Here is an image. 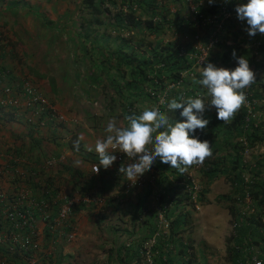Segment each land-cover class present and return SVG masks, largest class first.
Listing matches in <instances>:
<instances>
[{
    "label": "trees",
    "instance_id": "1",
    "mask_svg": "<svg viewBox=\"0 0 264 264\" xmlns=\"http://www.w3.org/2000/svg\"><path fill=\"white\" fill-rule=\"evenodd\" d=\"M120 1L122 5L127 4V10L124 12H122V10L117 11L111 19H107L109 22L105 23L104 21L98 20V18L106 11H109V5L112 6V8H116V0H81L80 8L78 9L80 22L77 23L73 21V25H78V27L80 26L82 29H85L86 33L76 36L72 42L82 39L83 41L93 43L89 44L90 49H86V47H84L85 44L81 47L75 44L71 51L75 55L72 57V60H75V64L86 65L88 69L92 67V70L88 71V77L84 76L83 79V77L80 78V74L76 75V79L82 81V83L83 81L85 82L81 87L75 89V93L79 92L78 94L80 95L76 94V96L80 98H89L88 96L95 94L96 97H100L106 101L105 108L110 110L113 106L112 103H115L116 106L122 108L123 112L120 116L124 119L130 114H139L145 108L153 107L158 103L161 97H164L167 103L168 100L181 95L193 97L196 95L195 93H199L202 96L205 90L202 89L200 85L194 83V80L201 78L199 73L195 70L196 66L193 65L196 60L190 57L199 55V51L195 48L196 41L194 39L193 43H191V41L188 44L186 41L183 42V37L186 35H194L195 37V35L198 34L199 40L206 43L207 36H210L216 29L213 23H206L205 25H202L200 21H198V25L191 23V12H189V8L191 5L196 6L197 10L201 12L204 17L211 18L217 16L218 18L216 20L219 22L223 18L221 15L223 11L227 13H236L235 7L237 3L246 2V0H215L213 4L204 7L202 4L200 5L202 0ZM131 3L138 6L141 11L145 13L147 17L144 20L134 15ZM167 5L176 9L174 15L171 13L170 8L168 10L166 7ZM82 11L84 12L80 15L79 12ZM185 11L186 13H184ZM85 13L86 15H84ZM102 23L113 26L112 29H118L119 32L122 30H129L132 33L135 32L140 35L123 36L120 33L110 35L106 33ZM225 25L227 29L233 28L230 21ZM93 26H97L101 32L94 35L93 29L91 30ZM236 28V31L239 30V27ZM75 31L76 30H72L71 32ZM236 31L233 30L229 32L234 35ZM1 35H3L2 31H0V36ZM235 36L237 37V35ZM149 37H157L158 39H155L156 42L153 43L152 40H149ZM254 37L256 38V36ZM81 42L82 41H80V43ZM242 42L247 44L245 39H243ZM262 44V47H258L257 53L261 54L263 60L257 68L264 70V39ZM219 45H222L221 41ZM7 46L10 47V50L7 51L4 58L14 54L12 43L8 42ZM239 48L237 44L233 46L225 44L220 48L218 56L223 59L226 66L225 68L233 69L237 66L235 63L234 65L230 63L231 61H235L232 52L237 49V56L246 57L249 60L251 70L253 71L256 69L255 62L253 61L255 52H253L249 46H246L245 50ZM212 52L213 51H211L209 55ZM210 62L213 63V61ZM94 64L95 66H93ZM98 69H102L103 71L107 69V73L109 74H104L102 70L99 72L97 71ZM184 73L185 75H183ZM257 80L258 79H256V81ZM258 81H260V79ZM171 84H181V90L175 89L172 92L167 91L168 95L164 96L163 92L167 90V87ZM253 86L254 85H251V87L245 89L247 97L246 102L236 111L229 122L224 123L223 121L217 120L216 110L213 115L206 114L207 112H205V118L209 119L210 123L205 130H198L197 132L201 140H207L211 145L212 155L206 158L202 163V165L206 167L204 175L207 180H212L218 177L219 174H225L230 180L234 191L239 193L237 200L239 202L243 201L244 203L247 194L251 201L253 211L250 212L248 209V215L237 214L236 210L229 207V212L235 220L234 234L228 239L229 245L227 246L232 264H246V261L251 257L252 253H250L249 250L252 248L253 244H259L257 241L258 238L264 240V161L257 159L254 166L248 163L246 164L244 162L243 153L244 147L250 149L260 144L264 145V117L262 120L261 116L250 118L247 107L244 106H251L253 111L257 109L264 110V85L261 91L252 89ZM52 89H54V87H52ZM111 92L113 94H111ZM256 101H263L262 107L259 108L255 103ZM161 111L169 116L171 122L180 120V110H177L176 113L173 114L161 107ZM162 130L163 129L159 131ZM219 138L226 141V145L232 150L231 153L225 156L219 155L220 147L216 145V140ZM238 138L240 141L235 142L234 139ZM220 166H223V168L220 169ZM152 168L156 170L160 175L159 179L163 181L168 180L167 175H173L177 182H181L182 178H184L182 172L178 169L171 168L169 164L160 163L159 159H157ZM99 172L101 176L100 179L103 180L104 176H107V174H105L103 168H100ZM245 172L249 175L248 183H245ZM115 179L116 178L113 176V183ZM106 183V181H103V186ZM114 184H116V182ZM123 184L121 189H123ZM169 185L168 191L171 192L170 196H168L169 193H167L164 195L160 194L158 197L161 209L164 208V205L167 204L169 200L172 205L178 206L181 205L183 199L186 198V195L176 196V188H173L176 187V185ZM166 195L170 199H167ZM58 206L59 205H54V207ZM83 207L84 204L75 207L72 214L82 210ZM56 210L57 209H55V211ZM186 215L187 214H176L172 219L167 216V219H170L168 225V246L176 243V246L179 247L178 254L184 258L187 257L188 247L181 237L177 242L174 241V237L179 235V233L184 230L183 227L185 223H188ZM68 230L67 228V231ZM233 240L235 241V245H232V243H234ZM46 249L47 248H45V250ZM117 254L120 255L119 253ZM53 255V252L50 257L49 254H47L49 260H52ZM16 257L19 259L17 261L25 262L22 256L16 255ZM259 257L264 262V253ZM159 260L160 264H174L169 250L161 252Z\"/></svg>",
    "mask_w": 264,
    "mask_h": 264
},
{
    "label": "rangeland",
    "instance_id": "2",
    "mask_svg": "<svg viewBox=\"0 0 264 264\" xmlns=\"http://www.w3.org/2000/svg\"><path fill=\"white\" fill-rule=\"evenodd\" d=\"M68 2L71 4L70 7H73L72 10L74 12L71 16L74 17L70 18L69 15V17L62 18V21L59 19L61 21H59V24L51 22L49 16L40 12H34L36 15L35 19H37L35 22H39V24L43 26L45 38H47V35L55 36L59 39L58 43L61 46H53L54 44H52V42H50L52 40H50L46 42L47 48L34 49L36 54L33 57L27 55L24 48L16 47L17 43L15 47L13 46V51L19 60L18 65L23 69H28L32 78H39L42 75L41 72L44 71L47 72V76H53L54 79L57 80V83L67 84L69 86L74 85L75 89H77L85 82L83 81L82 83L76 79V75L80 74V78L83 77L84 79V76H89L88 71L92 70V67L88 66V69L86 68V65L75 64V60H72V57L75 55L71 50L74 48L75 44L79 47L85 44L84 47H86V49H90L89 44L93 42L89 43L88 41H83L82 39L80 40L82 41L81 43L78 40L76 42H72L76 36L84 35L86 30L82 29L80 26L78 27V25H73V21L77 23L80 22L78 9L80 8L81 0H72ZM22 3L23 2L20 1L18 4L22 5ZM116 4V8H112V6L108 4L109 11L103 13L98 20L108 23L109 21H107V19H111L117 11L122 10V12H124L127 10V4L122 5L120 0H116ZM13 5L14 3H10L9 9H12ZM208 5H210L208 0H203L202 6L207 7ZM131 6L133 7V13L135 16L141 20H144L147 17L138 6L133 3H131ZM191 6L189 8L190 11ZM166 7L168 10L170 8L171 13L174 15L176 9L171 8L169 5ZM83 12L84 11L79 12L80 15ZM184 13H186V11ZM84 15H86V13ZM105 23H102V25H104L103 28L106 33L110 35H116L118 33L123 36L140 35L135 32L132 33L129 30H122L119 32L118 29L116 30L113 28L116 30L114 31L112 29L113 26L105 25ZM92 29L94 31V35L101 32L97 26H93L91 30ZM48 30L52 32L49 33ZM72 30L76 31L71 32ZM229 30L231 31L232 28H229ZM245 30L246 29L244 27H241L240 32L245 34ZM2 31L4 32V37L7 38L9 34L4 30ZM223 34L224 35L221 39L222 45H219L218 43L217 46L214 47L213 52L210 55L208 54L209 56L207 58L209 60L207 59V61H213V64L217 67L225 68L226 66L223 59L218 56L220 48L225 44L229 46L237 44L238 47L245 50L246 45L242 42L240 35L236 37L235 35L230 34V32ZM23 36L26 37L25 35ZM60 37L64 39V42H66L65 46L62 45L65 43H62V39ZM155 39L158 38L149 37V40H152L153 43L156 42ZM183 39V42L186 41V43L188 42L189 44V42L192 41L191 43H193L194 35H186ZM255 46L256 45L253 44V48ZM8 50H10V47H8ZM201 58L202 57L199 56L197 63L193 64L196 66L195 70L199 73V75L202 71V67L206 66V63L201 61ZM262 60L263 57L260 53L253 58L256 68L253 72L255 73L256 79H260V81L257 80L255 84H252L254 85L252 89L257 91L263 90L262 86L264 85V70L257 68ZM230 63H233L234 65V63L236 64V61H231ZM57 64L61 65L57 68ZM61 66L62 68L60 70ZM93 66H95V64ZM101 70L98 69L97 71L101 72ZM102 72H104V74H109L107 73V69L106 71L102 70ZM27 73L29 72L26 70V74ZM183 75H185V73ZM74 80H76V83ZM73 92H75V90ZM78 93H73V96L74 94L79 95ZM111 94L113 93L111 92ZM88 97L89 98L82 97L80 102L84 105H88L86 109L91 111L89 112L93 114V119H95L94 121L104 122L107 125L109 119H114L118 126H121V120L118 119L121 118V116L118 115L123 112L122 108H119L115 103H112L113 106L111 107V110L106 109V101L100 97H96L95 94ZM255 103L260 108L262 107L263 101H256ZM244 106L247 107V112L250 118L261 116L262 120L264 117V110L257 109L256 111H253L251 106ZM206 112V114L213 115L215 113V108ZM75 116L76 117L73 118V121L75 122L76 120L81 127L85 126L86 123L84 120L87 119L86 115L84 119H81L82 117L79 119L77 114ZM216 141V145L220 147L219 155L225 156L232 152V150L226 145V141L222 138H219ZM234 141L239 142L240 140L238 138L234 139ZM243 153L244 162L246 164L248 163L254 166L257 159L264 161L263 144L250 149L244 147ZM222 168L223 166H220V169ZM153 169L154 168H151L150 171H153ZM205 170L206 167L202 164H193L188 167L187 171L182 172L183 174H192L193 178L198 182L200 193H198L195 202H193L190 197L188 198V192L184 191L181 187L175 184L177 180H175V177L171 175L168 180L164 181L165 185L162 187L163 189L160 194L165 192L163 195L169 193L168 196H170L171 192L168 191V187H170L169 184H172L174 186L176 185V187H173L176 188V196L186 195V198H184L182 204L178 206L172 205L169 200L167 204L164 205V208L161 209L158 198L160 194L158 193L154 196V193L150 190V188L152 189V186H148L150 184H156L157 178L153 177V174H150L148 177L145 176V181L141 187V193L136 194V192L135 194H131L133 192L131 191V193H124L123 195L122 192L121 195L124 197L120 198L121 201L119 200V203L111 210V213L107 212L109 208L107 205L109 204L107 196L99 197V199H93V202H95L93 206L88 205L87 208L84 207L82 210L71 214L68 219L67 227L69 230L67 233L72 235V239L68 241L67 239L65 240L64 238H59L58 241L55 240V243H59V245L55 246L53 243L50 247H48V244L51 242L50 240L47 241L48 244H42L41 241L36 253L35 264H160L159 255L161 252H165L166 250L170 251V256L174 260V264H232L227 251V246L229 245L228 239H230V237L234 234L235 220L229 212V207L236 210L237 214L245 215H248V209L250 212H252L253 209L248 201L245 200L243 203V201L239 202L237 200L239 193L234 191L227 175L219 174L218 177L213 178L212 180H207L204 175ZM154 171L156 170L154 169ZM244 175L249 178L247 172H245ZM102 183L103 181L100 179L98 184L100 185ZM168 196L166 195V198L170 199ZM137 203L140 204V207H137ZM97 211L98 213H96ZM173 213L174 215L187 214L186 218L188 219V223H185V226L183 227L184 230L180 232L179 235L174 237L175 242H177L181 237L187 245L188 251L186 258L181 257V255L178 254L179 247L176 246V243L170 244L169 246L167 243L168 225L170 219L174 216ZM111 214L114 215L112 221L110 217ZM167 216L170 219H167ZM61 240L65 241V243L60 244ZM257 241L259 244H253L249 251L252 255L260 256L264 253V240L258 238ZM44 242L45 241H43V243ZM232 245H235V241ZM145 247L149 249L148 255L143 254ZM45 248L47 249L45 250ZM52 252L54 255L52 256V260H49ZM47 254H49V257H47Z\"/></svg>",
    "mask_w": 264,
    "mask_h": 264
},
{
    "label": "crops",
    "instance_id": "3",
    "mask_svg": "<svg viewBox=\"0 0 264 264\" xmlns=\"http://www.w3.org/2000/svg\"><path fill=\"white\" fill-rule=\"evenodd\" d=\"M20 1L23 2L22 5L18 4ZM68 1L72 0H0V31L4 30L9 34L7 37L9 39L4 37L7 42L10 41L14 47L17 43L16 47L24 48L27 55L31 57L36 54L34 49L47 48L46 42L50 40H52L50 42L54 44L53 46H61L57 37L47 35V38H45L43 26L39 22H35L37 19H35L34 12L49 16L51 22L59 24V19L62 21V18L69 17V15L70 18L74 17L71 16L74 12L73 7H70L71 4ZM10 3H14L12 9H9ZM201 4L203 5V0ZM48 32L51 33L52 31L48 30ZM61 39L63 43L64 39ZM64 43L63 46L66 45V42ZM18 62L15 52L13 55L4 58V65L11 72L12 79L18 81L23 75H27L26 77L31 79L33 85L43 95L50 110L56 112L63 119H52L47 111L35 115L31 122H27L20 115L18 117L12 116L9 120L1 118L0 147L15 156V158L24 160V162L18 164V167L24 173L23 183L37 187V189L33 188L32 190L35 197L39 198L41 196L38 189L45 188L51 199L59 197L62 203L65 198L72 195L79 196L80 199L88 198L91 202L81 203L87 208L88 205L93 206L95 203L93 199L107 196L109 202L107 212L111 213L119 200L121 201L120 198L124 197L121 195L123 192L121 187L127 178L119 172L116 162L107 170L103 169L107 174L102 180L107 182L104 186L98 184L101 177L100 172L95 174L91 173L90 170L92 164H98L95 143L97 140L104 139L107 125L104 122L94 121L93 114L86 109L88 105L81 103L80 97L75 94L73 96V93H75L73 92L75 90L74 85L59 84L53 76H47V72L44 71L41 72L42 75L39 78H32L30 71L21 68ZM59 65L61 64H57V68ZM61 68L62 66L60 70ZM26 70L29 73L26 74ZM76 114L79 119L81 117V119H84L86 115L85 126L81 127L75 119V122L73 121ZM118 119L121 120L122 127L127 126L126 119L123 117ZM49 158L60 159V162L53 167H49V169L40 170L37 168L36 165ZM0 162V192L1 195H5L10 193L17 184H15L9 169L5 168L4 157H0ZM150 174L157 178L156 184L148 185L149 187L152 186L150 190L155 196L158 193L160 194L165 183L162 179H159L160 175L154 169L143 175L144 181L145 176L148 177ZM113 176L116 178L114 180L116 184L112 182ZM169 176L171 175H167L168 179ZM133 193L139 194L141 189H135L131 194ZM60 201L57 202V205L61 203ZM137 205V207H140L139 203ZM56 208L53 207V214ZM110 217L112 221L114 215L111 214ZM37 225L40 230L42 244H48L47 241L52 240L48 247L53 243L58 246L59 243L53 242V239H57V241L59 238L65 239L63 234L67 233V228L57 237V234L50 235L48 229L40 220H38ZM43 241L45 242L43 243ZM63 243L65 241L61 240L60 244ZM16 255L18 256V254L11 255L6 250L0 249V264H24L23 261H17L19 259Z\"/></svg>",
    "mask_w": 264,
    "mask_h": 264
},
{
    "label": "clouds",
    "instance_id": "4",
    "mask_svg": "<svg viewBox=\"0 0 264 264\" xmlns=\"http://www.w3.org/2000/svg\"><path fill=\"white\" fill-rule=\"evenodd\" d=\"M208 2L213 4L215 0ZM191 11L201 14L193 5ZM235 12L221 13L222 29L217 44L221 41L223 33H229L230 30H227L225 24L230 21L233 27L231 31H236V27H239L234 35L245 39L247 44L244 45L254 50L255 56L258 55L257 49L262 47L264 39V0L238 2ZM241 27L246 29L245 34L240 32ZM253 44L256 45L254 48ZM232 56L237 64L233 69L217 67L207 62L208 58H201L206 66L202 67L201 78L194 80V83L205 90V96L199 93L195 97L181 95L167 101L168 112L174 114L180 110V120L171 122L165 112L154 106L145 108L139 114L126 116V127L118 126L114 119L110 120L105 128L104 139L95 143V152L98 154L96 172L100 168L107 170L111 167L117 159L114 154L116 152L125 153L129 158L138 157L135 162L119 168V172L132 183L150 170L157 159L180 172L187 171L193 164H202L212 155L209 141L201 140L197 134L198 130H205L210 123L209 119L205 118V112L215 108L217 120L229 122L246 102L245 89L256 82L249 60L244 56L238 57L235 50ZM161 129L163 130L159 131Z\"/></svg>",
    "mask_w": 264,
    "mask_h": 264
},
{
    "label": "built area",
    "instance_id": "5",
    "mask_svg": "<svg viewBox=\"0 0 264 264\" xmlns=\"http://www.w3.org/2000/svg\"><path fill=\"white\" fill-rule=\"evenodd\" d=\"M217 18V16L207 18L197 11H191V23H194L195 25H198V21H200L202 25L213 23L216 29L210 36H207L206 43L200 41L198 35L194 37L196 41L195 48L199 51L198 56H190L196 60L194 64L197 63L199 56L206 59L208 54L213 51L216 46L222 29V23L221 21L217 22ZM7 43V40L1 35L0 119L4 118L9 120L12 116L18 117L20 115L22 118H25L27 122H31L35 115L47 111L52 119L62 120V117H59L56 112L50 110L43 95L33 85L31 79L24 75L18 81L12 79L11 72L4 65V55L7 54L8 51ZM175 89L181 90V84L169 85L167 90L163 92V95H168L167 91L172 92ZM203 95H205V93ZM154 107H159L160 109L163 107L167 110V103L165 102L164 97H161ZM114 154L117 157L115 162L119 168L121 166L126 167L128 164L133 163L138 159V157L129 158L122 152H116ZM0 157H4L5 168L9 169L10 173L13 175L15 184H17L10 193L1 195L0 192V249L6 250L11 255L18 254L22 256L25 261L24 264H35L36 253L41 244V234L37 225L38 220H40L48 229L50 235L53 236L57 234V237H59L60 234L63 233V230L68 228L67 221L70 218L73 209L81 203H89L91 200L88 198L80 199L81 197L73 195L65 199L63 198L64 202L62 203L60 201L61 198L59 197L51 199L50 194H48L45 188L38 189L41 196L37 198L32 191L33 188L37 189V187L35 185H26L23 183L24 173L19 169L18 164L22 161L24 162V160L15 158V156L7 153L1 147ZM59 162L60 159L49 158L36 166L38 169L44 170L59 164ZM96 165L97 164L91 165V173H99L100 170L96 172ZM148 171L149 170L146 172ZM143 175L140 176L135 183L129 182L128 179H126L123 184V192L128 194L136 188H141L144 183ZM182 176H184V178H182L181 182H176L175 184L188 192L189 197L195 202L198 193H200L198 182L190 173H182ZM248 182L249 178L245 177V183ZM245 200L251 204L250 198L247 194ZM58 201L61 203L56 208L57 210H54L53 214V207L54 205H57ZM63 235H65L64 237L68 241L72 239L70 233H64ZM53 242H55V239H53ZM143 254H149V249L147 247L144 248ZM246 264H264V262L259 255L251 254V257L246 261Z\"/></svg>",
    "mask_w": 264,
    "mask_h": 264
}]
</instances>
